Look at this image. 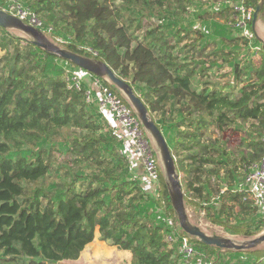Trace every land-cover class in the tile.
I'll use <instances>...</instances> for the list:
<instances>
[{"label":"trees","instance_id":"1","mask_svg":"<svg viewBox=\"0 0 264 264\" xmlns=\"http://www.w3.org/2000/svg\"><path fill=\"white\" fill-rule=\"evenodd\" d=\"M250 1L254 9L258 0ZM27 2L45 24L46 36L106 62L143 100L182 173L187 209H204L209 221L233 234L249 237L260 231L264 217L255 216L246 193L234 186L238 167L258 161L263 150L264 47L242 59L235 50L206 53V46L197 44L202 37L197 28V39L186 41L190 32L155 23L165 14L183 13L188 0ZM215 5L226 21L228 9L218 0ZM235 34L229 45L241 41L249 47V38ZM56 36L71 40L59 43ZM67 63L0 26V264L76 260L96 229L100 240L131 252L130 264H179L181 252L164 237L165 217L178 220L161 170L153 196L118 151L122 143L111 134L104 110L86 102L83 88L68 86L62 67ZM224 63L231 67L232 83L211 79V69ZM109 87L132 109L110 82ZM243 125L247 135L233 150L224 136L204 138L210 126L221 134L244 133ZM56 151L65 157L57 158ZM151 208L164 213V220L151 216ZM190 238L206 249H221ZM224 251L247 254L246 264H264V248Z\"/></svg>","mask_w":264,"mask_h":264},{"label":"built area","instance_id":"2","mask_svg":"<svg viewBox=\"0 0 264 264\" xmlns=\"http://www.w3.org/2000/svg\"><path fill=\"white\" fill-rule=\"evenodd\" d=\"M6 3L2 9L28 24L37 28L41 27L39 17L30 8L24 6L18 0H6ZM218 3L222 7L227 8L230 13L226 24L232 30L249 38L254 10L251 1L218 0ZM44 28L43 31H45ZM52 30V27H48L49 32H52ZM55 40L59 43H69L71 37L68 36L65 39L62 36H56ZM81 48L90 52L93 56L98 54L97 50L89 46H81ZM62 67L65 72L64 78L69 87L74 86L79 90L83 88L86 102L98 100L97 103L108 115L107 122L111 134L122 143L118 151L126 158L130 169L133 167L132 163L137 161L144 176L143 186L148 182L151 184L150 187L154 193H157L159 187L158 156L153 151L150 140L146 137L144 129L132 109L109 87V81L106 77L97 76L73 64L67 63ZM83 76L88 77L85 80L90 81V86H83L81 80ZM261 141L263 143V150L260 159L238 167L239 181L234 186L236 191L246 193V198L250 200L252 206L256 209L255 216L257 217H264V133ZM224 190L225 188H221L220 192ZM163 217H165L164 213ZM165 224L167 228L164 236L166 242L169 246H174L182 254L179 264H213L212 260L208 258L207 249L190 238L179 224L174 223L171 218L166 217ZM262 230H264V222L260 224V231Z\"/></svg>","mask_w":264,"mask_h":264},{"label":"rangeland","instance_id":"3","mask_svg":"<svg viewBox=\"0 0 264 264\" xmlns=\"http://www.w3.org/2000/svg\"><path fill=\"white\" fill-rule=\"evenodd\" d=\"M21 4L29 8L28 0H18ZM259 1V0H258ZM257 1V2H258ZM6 2V1H5ZM7 4V3H6ZM4 7V6H3ZM263 9V10H262ZM218 9L215 5V0H188L187 10H185L183 13L179 14L178 16H168L165 14L164 20L162 19H154L155 23H159L162 21H165V24L172 25L171 30L172 32H175L176 30H182L181 34L186 33L187 31L190 32L189 37L186 38V41H189L190 38L197 39L199 34H202L201 38H198L197 44L205 45L206 46V53L211 52L215 49L223 48L224 50L232 51L235 50L237 54L239 55V58H247L251 55H253L259 47H264V3L258 13L257 20L255 23V33L252 31L251 28V34L248 40V46L249 47H243V45H229L227 42L229 39L236 36L235 30H232L230 26L226 24L225 18L221 17L219 18L218 15ZM262 10V12H261ZM40 19V17H39ZM196 28L199 30V34L195 33ZM11 34H14L16 36L22 37V38H28L26 35H24L22 32L14 29H9ZM47 38L53 41L49 34H47ZM224 39V40H223ZM261 43H258V41ZM54 42V41H53ZM252 57V56H251ZM229 63H224L221 65L220 68L213 67L211 69V79L220 82L221 84H225L226 82L232 83V76L230 74V68ZM78 72V71H75ZM88 79V77H82V84L84 87L90 86L91 83ZM85 80V81H84ZM239 87L234 88L233 94L239 93ZM229 91V89H226ZM94 93V92H93ZM95 94V93H94ZM98 105V108H101L97 101H95ZM248 125H243V128H241L243 132L240 130H227L224 133L219 134L214 129V126L208 127L206 130H204V138H215L217 135L224 136L225 140L227 141V146L229 147V150H233L236 147H238L239 139L247 135L246 128ZM233 131V132H232ZM148 138L150 140V143L157 154V149L150 138L149 134ZM172 136L171 132L168 134L169 142H171L170 137ZM227 136H230L232 140L228 142ZM236 137V138H234ZM60 146V150H65L66 145L63 142H58ZM44 147L49 148V144L44 143ZM242 150H246L245 147H240ZM55 156L57 158L61 159L64 158L65 155L59 154L58 151L54 152ZM158 155V154H157ZM233 157H236V164L240 165V156L238 153H234ZM133 175L136 176L140 181L143 180L144 176L142 175V172L140 170V165L137 163V161H134L133 163ZM160 164V163H159ZM232 166V165H231ZM159 169L161 170L163 174V169L160 164ZM180 180L182 184V189L184 191V195L186 194V189L183 186V180H182V173H179ZM164 176V174H163ZM146 188L148 189L149 193L153 196H157V193H154L153 189L150 187V183L145 184ZM148 204V202H146ZM186 208V207H185ZM152 209V208H151ZM150 212H152V215L155 219L158 220H164L163 213L162 212H153V209ZM186 212L188 215V218L192 223L198 224L206 233L208 234H220L223 236L230 237L232 240H234L236 243H241L246 240H249L251 238H254L258 234L264 233V230L260 231L259 233L253 235V236H242L237 235L229 232L227 229H224L223 227L209 221V219L206 218L205 210L204 209H194V207L186 208ZM203 212V213H202ZM163 222V221H162ZM95 241H98L100 245H95ZM117 247L114 245H111L109 241H103L100 240L98 237V231L96 229L94 239L89 242L85 248L82 250L80 256L78 259L73 261H65L64 264H130V257L125 256L124 252L119 251V249H116ZM254 248H264V242L259 243ZM111 250V251H110ZM233 250V249H231ZM178 253V252H177ZM208 258L212 260L213 264H246L249 263V256L245 253H241L238 251L235 252H225L224 249L219 250H211L207 249Z\"/></svg>","mask_w":264,"mask_h":264},{"label":"water","instance_id":"4","mask_svg":"<svg viewBox=\"0 0 264 264\" xmlns=\"http://www.w3.org/2000/svg\"><path fill=\"white\" fill-rule=\"evenodd\" d=\"M263 3L264 0H259L253 10L251 28L254 33L257 16ZM0 26L6 29L18 30L26 35L35 46L97 76L106 77L108 81L126 97L143 129L149 134L157 149L158 160L163 169L172 208L176 214L179 226L186 234L196 238L204 245L215 246L221 249H252L259 243L264 242V233L258 234L254 238L244 242L236 243L227 236L216 233L208 234L198 224L190 221L184 204V191L182 189L179 172L176 170L175 158L172 155L162 131L157 126L155 120L151 118L146 104L139 95L136 94L132 86L124 78L117 75L106 62L58 45L45 35L43 31L45 27L44 23L41 24L40 28H37L2 8H0Z\"/></svg>","mask_w":264,"mask_h":264},{"label":"crops","instance_id":"5","mask_svg":"<svg viewBox=\"0 0 264 264\" xmlns=\"http://www.w3.org/2000/svg\"><path fill=\"white\" fill-rule=\"evenodd\" d=\"M104 113H105L106 116H108L107 113H106L105 111H104ZM107 118H108V117H107ZM116 249H117V248H116ZM117 250H118V249H117ZM110 251H111V250H110ZM119 251L124 252V255H125V256H128V255H129V257H131V252H130L129 250H120V249H119Z\"/></svg>","mask_w":264,"mask_h":264}]
</instances>
